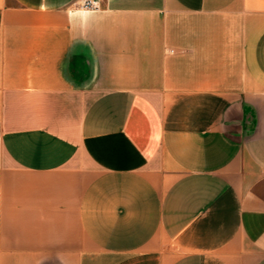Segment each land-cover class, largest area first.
Instances as JSON below:
<instances>
[{"label":"crops","instance_id":"crops-1","mask_svg":"<svg viewBox=\"0 0 264 264\" xmlns=\"http://www.w3.org/2000/svg\"><path fill=\"white\" fill-rule=\"evenodd\" d=\"M0 0V264H264V0Z\"/></svg>","mask_w":264,"mask_h":264},{"label":"built area","instance_id":"built-area-1","mask_svg":"<svg viewBox=\"0 0 264 264\" xmlns=\"http://www.w3.org/2000/svg\"><path fill=\"white\" fill-rule=\"evenodd\" d=\"M83 6L86 7V8L87 7L96 8L97 7V2L96 1H91V0H86V1H84Z\"/></svg>","mask_w":264,"mask_h":264}]
</instances>
